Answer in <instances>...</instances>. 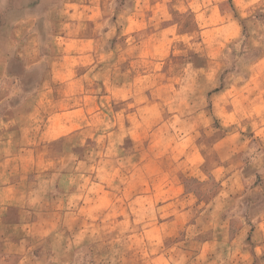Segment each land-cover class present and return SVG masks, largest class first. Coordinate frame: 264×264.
<instances>
[{"label": "clouds", "instance_id": "clouds-1", "mask_svg": "<svg viewBox=\"0 0 264 264\" xmlns=\"http://www.w3.org/2000/svg\"><path fill=\"white\" fill-rule=\"evenodd\" d=\"M0 264H264V0H0Z\"/></svg>", "mask_w": 264, "mask_h": 264}]
</instances>
